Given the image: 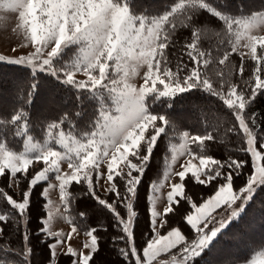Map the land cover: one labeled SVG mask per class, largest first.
<instances>
[{"label": "snow or ice", "instance_id": "obj_1", "mask_svg": "<svg viewBox=\"0 0 264 264\" xmlns=\"http://www.w3.org/2000/svg\"><path fill=\"white\" fill-rule=\"evenodd\" d=\"M0 11L17 14L21 47L33 49L16 59L0 55V63L20 66L30 78L28 107L41 86L53 82L71 89L81 105L86 98L97 102L87 129H78L77 122L86 115L82 109L74 115L64 112L41 127L42 141L32 134L23 104L0 116V178L21 194L18 200L0 188V200L8 208L0 210V236L11 227L23 242L21 251L5 249L0 264H9L11 252L21 257L12 264H32L34 236L49 250L48 264H58V249L81 231L70 215H64L71 225L66 237L52 230L50 199L42 201L46 211L30 231L31 198L37 188L47 197L58 187L65 214L75 199L71 188H86L83 194L111 214L108 226L83 229L88 238L83 250L67 247L63 254L70 264H95L100 233L110 229L115 230L111 243L126 264H198L229 229L237 224L251 228L256 219L253 205L264 194V125L255 112L250 114L251 105L264 94V35L253 34L264 25V12L235 15L222 0H174L162 14L152 16L138 13L133 0H0ZM205 13L223 25L216 33L222 37L217 48L224 46L223 54L215 60L201 47L205 29L197 21ZM178 27L190 29V37L180 45L173 64L169 52L178 43ZM241 47L248 52H239ZM233 53L241 57L238 68L230 59ZM249 54L253 67L245 78L244 57ZM213 63L223 66L215 80L207 72ZM230 65L232 71L226 73ZM141 68H146L142 83H132ZM237 75L239 83L232 79ZM193 91L216 98L228 111L233 122L224 134L239 138L235 151L241 155L209 154L217 142L216 129L182 130L179 143L173 142L179 124L172 115L174 102ZM165 137L170 158L161 177L145 186L153 154ZM13 141H22V149ZM53 177L56 184L51 183ZM189 179L211 187L212 194L195 201L187 191ZM101 181L108 185L103 196L97 191ZM142 200L148 232L138 244L136 209ZM242 264H264V246L253 249Z\"/></svg>", "mask_w": 264, "mask_h": 264}, {"label": "trees", "instance_id": "obj_2", "mask_svg": "<svg viewBox=\"0 0 264 264\" xmlns=\"http://www.w3.org/2000/svg\"><path fill=\"white\" fill-rule=\"evenodd\" d=\"M174 0H133V7L137 12L142 10L149 11L155 7H162L167 9ZM226 3L228 9L233 14L245 13L264 10V0H222ZM160 11V10H159ZM198 24L205 29V34L201 40V47L210 50L213 54V58L223 54V47L217 48L221 40V36L216 33L222 32L223 25L214 18L208 17V15L202 14L198 18ZM179 24V21H177ZM190 37V29L179 28L175 39L178 41L176 47L170 49L169 56L175 64L176 55L179 54L180 45L184 39ZM230 50V49H229ZM240 55L233 53L230 57L231 61L239 66ZM187 61V58H184ZM247 65L245 78L250 75V69L253 67L251 59L244 58ZM223 66L218 63L209 65L207 69L208 75L213 79H217L216 72L222 69ZM226 73L232 71L231 65L228 69H224ZM45 79H51L46 77ZM234 82L239 83V76L232 77ZM30 84V78L26 74L25 69L20 66L11 65L8 63H0V116L8 115L13 107L27 106V90ZM60 88V87H59ZM62 92V91H61ZM60 92V93H61ZM21 93H23V99H21ZM59 93L58 87L54 86V82L50 84H44L39 90V95L36 96L31 107H28V111L31 117V132L35 136L36 130L39 126H43L45 120H48L50 116L55 113V110L64 104L62 97ZM62 94V93H61ZM51 98V99H49ZM167 111V108H164ZM251 112L256 113V119L258 123L264 125V94L259 95L255 102L250 107ZM172 115L179 121L177 132L182 130H189L192 133L203 132L205 128L212 131L216 129L213 134L217 136V142L210 145L209 154L216 156L217 158H226L228 155L239 156L240 153L235 149L239 147L241 141L238 137L231 133L225 135V128L230 126L233 122V118L228 111L221 105V103L214 97L202 91H193L184 94L182 97H177L174 102V111ZM171 134V132H170ZM11 140V136L9 135ZM223 141V142H221ZM167 142L168 138L165 137L159 142L158 148L155 150L149 171L146 173L144 185L146 186L150 180H156L162 171L164 161L167 156ZM16 149L19 150L21 141H13ZM195 147V146H193ZM187 191L197 202H202L203 198H207L212 194L213 189L211 187H204L194 183L191 179L187 182ZM8 181L4 178H0V188H4L15 199H20L21 194L17 188L7 187ZM26 188V182L24 184ZM42 188H37L32 196L31 206V224L30 231L37 228L39 223L38 217L44 214L46 211L43 208L45 203L44 197H41L40 193ZM86 188L80 186H73L71 192L75 194V199L72 202L71 208L67 215H70L72 219L80 225L81 233L83 229L89 226H108L111 221V214L106 209H102L96 202L88 195L83 193ZM98 193L103 196L104 192L98 190ZM144 188H141L143 193ZM261 198H264V194L257 199V202L253 205L254 215L256 217L255 222L251 225V228L245 229L242 225L229 229L215 245L213 250L202 258H198V264H233L236 261L237 264L242 263L246 258H250V253L253 249H259L264 246V220L261 219L264 216V203H261ZM0 210H8L6 202L0 200ZM138 212V225L136 228L137 243L142 244L145 236L148 232L147 219L145 216L143 200L137 207ZM80 213H85V216H80ZM247 219H251V216ZM176 221L180 218L176 217ZM2 223V222H0ZM183 226V225H182ZM115 230L110 229L108 232H101L103 237L101 240V250L95 256V264H126L118 251L113 247L111 243V236ZM31 244L34 248L33 255L31 257L32 264H48L49 250L47 247L35 236L31 240ZM16 249L21 251L23 248L22 238L17 234L13 228L6 227L3 236H0V256L4 254V250L7 248ZM60 252L57 257L58 264H70V258ZM103 256V258H102ZM16 252L9 253V264H12L13 259H20ZM160 259H168L167 256H162ZM57 264V262H54Z\"/></svg>", "mask_w": 264, "mask_h": 264}, {"label": "rangeland", "instance_id": "obj_3", "mask_svg": "<svg viewBox=\"0 0 264 264\" xmlns=\"http://www.w3.org/2000/svg\"><path fill=\"white\" fill-rule=\"evenodd\" d=\"M171 6V5H170ZM170 6L168 8H170ZM165 5L160 7H155L149 11L142 10L138 13H147L148 15H158L162 14L165 10L164 9ZM167 8V9H168ZM160 10V11H159ZM231 11V10H229ZM255 12H264V10L260 11H255ZM253 12H250L248 14L243 13L245 16L251 15ZM241 13H235V15H240ZM18 23V17L17 14L10 13V12H3L0 11V55L5 56L9 59H16L20 56H26L31 52L33 49L31 46L29 47H21V45L24 43L22 35L20 34L19 29H17L15 26ZM254 35H264V25H261L258 27L254 33ZM15 48L16 51L13 52L12 49ZM239 52L247 53L248 49L241 47L239 49ZM239 54V53H238ZM244 58L250 59V54L246 55ZM146 71V68H141L139 70V75L136 76L133 80L132 83H135L139 85L142 83V76L143 72ZM78 79H84L82 75H78ZM60 87V88H59ZM59 93L62 97V100L64 101V104L59 106L56 110L55 113H53L48 120H45L44 125L53 119H58V117L63 114L64 112H69L72 113L73 115L75 114L76 111L78 110H83V112L86 114L83 116L82 119H80L78 123V129L79 130H85L88 127V124L90 120L94 117V114L96 113L97 109V102L96 101H91L89 99H85L83 104L81 105L76 97L74 92L71 89H66L63 86H58ZM51 99V98H49ZM43 125V126H44ZM41 127L39 126L36 130V135L34 136L36 139L42 141L43 140V133L41 132ZM171 135V134H170ZM174 143H179V132H176L175 139L173 141ZM20 149H22V141H21V146ZM19 149V150H20ZM170 158V153L167 152V156L165 158L168 159ZM183 162V158H181V161ZM165 163V161H164ZM66 168V165L64 166ZM163 169V168H162ZM178 170V169H177ZM162 175V171L159 174L158 178L159 179ZM156 179V180H157ZM178 179V178H177ZM51 183L56 184L57 182L55 181L54 177L51 180ZM46 186V185H45ZM108 187L107 183L105 181H101L100 186H98V190L103 192V188ZM14 189H16L15 186H13ZM169 189L166 187L162 191L163 193L166 194V192ZM45 203L48 199H50L53 202V210H54V219L52 221V230L53 231H61L62 233L66 234L71 231V225L64 219V215H67L64 213L63 206L60 204V198H59V190L57 188H53L50 190L49 194L47 197H44ZM59 208V212H55V209ZM88 238L84 234H73L71 241H67L62 250L58 249V252H66L67 247L70 245L74 248L77 249V251L83 250L82 249V244L87 240ZM87 251V250H84ZM103 258V256H102ZM163 260V259H162ZM167 260V259H165ZM54 264V262H53ZM242 264V263H239Z\"/></svg>", "mask_w": 264, "mask_h": 264}, {"label": "crops", "instance_id": "obj_4", "mask_svg": "<svg viewBox=\"0 0 264 264\" xmlns=\"http://www.w3.org/2000/svg\"><path fill=\"white\" fill-rule=\"evenodd\" d=\"M80 234H83V233L80 232Z\"/></svg>", "mask_w": 264, "mask_h": 264}]
</instances>
